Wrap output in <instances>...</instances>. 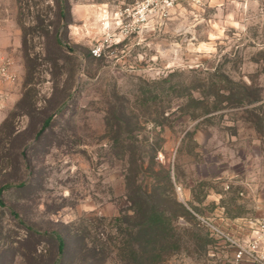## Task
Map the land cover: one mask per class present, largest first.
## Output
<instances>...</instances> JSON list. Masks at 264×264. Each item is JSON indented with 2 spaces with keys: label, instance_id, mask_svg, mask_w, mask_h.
Listing matches in <instances>:
<instances>
[{
  "label": "rangeland",
  "instance_id": "rangeland-1",
  "mask_svg": "<svg viewBox=\"0 0 264 264\" xmlns=\"http://www.w3.org/2000/svg\"><path fill=\"white\" fill-rule=\"evenodd\" d=\"M136 1L0 0V264H226L206 223L249 239L264 218V0H185L120 35L115 11ZM167 178L177 240L132 259L130 196Z\"/></svg>",
  "mask_w": 264,
  "mask_h": 264
},
{
  "label": "trees",
  "instance_id": "trees-1",
  "mask_svg": "<svg viewBox=\"0 0 264 264\" xmlns=\"http://www.w3.org/2000/svg\"><path fill=\"white\" fill-rule=\"evenodd\" d=\"M64 1L65 0H57V3L62 5L64 4ZM59 15L61 16V14ZM50 39L51 46L57 50H64L62 41L56 30L53 31ZM22 50L24 68L27 72L28 70L33 69V63L31 64L33 59L29 55L27 39L25 37L22 38ZM56 105L57 102L51 104L49 111L43 116L38 128L33 132V135L37 136L50 127L52 114L61 111L64 101H60L59 105ZM5 121L6 120L0 124V132ZM167 185L169 187V192L165 195L155 187H152L150 191H146L139 186L137 193L135 194V191L133 193L135 195H133V197L130 196L129 201L133 205L131 220L133 221V228H136L135 231L130 230L127 232L130 239L132 238L136 240L134 241L131 239V241H129L128 252L132 259L137 255H139V258L147 259L153 254H161L167 246H172L175 243V240H177L172 221L176 216H184L187 213V210L176 199L172 184L168 178ZM63 248L64 241L58 236L59 252H61Z\"/></svg>",
  "mask_w": 264,
  "mask_h": 264
},
{
  "label": "built area",
  "instance_id": "built-area-1",
  "mask_svg": "<svg viewBox=\"0 0 264 264\" xmlns=\"http://www.w3.org/2000/svg\"><path fill=\"white\" fill-rule=\"evenodd\" d=\"M182 1L185 0H137L133 4L120 7L115 11L114 21L118 33L120 35L141 33L148 25H161L169 17L171 9ZM99 10L100 13H107L106 5H101ZM92 53L99 56L100 45L92 48ZM13 77L11 59L0 47V84L12 81ZM206 226L209 233L229 247L230 257L226 264H264V218L258 220L249 239L234 238L210 223H206ZM213 257V254H209V258L203 264H219Z\"/></svg>",
  "mask_w": 264,
  "mask_h": 264
}]
</instances>
